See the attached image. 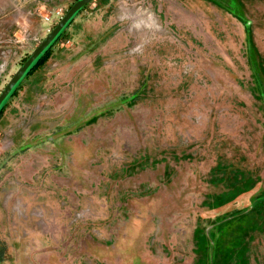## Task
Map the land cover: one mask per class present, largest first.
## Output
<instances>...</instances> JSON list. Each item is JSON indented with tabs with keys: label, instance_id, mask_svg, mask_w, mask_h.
Returning a JSON list of instances; mask_svg holds the SVG:
<instances>
[{
	"label": "rangeland",
	"instance_id": "rangeland-1",
	"mask_svg": "<svg viewBox=\"0 0 264 264\" xmlns=\"http://www.w3.org/2000/svg\"><path fill=\"white\" fill-rule=\"evenodd\" d=\"M75 1L0 0V92ZM4 107L0 264H264V0H92Z\"/></svg>",
	"mask_w": 264,
	"mask_h": 264
},
{
	"label": "water",
	"instance_id": "water-1",
	"mask_svg": "<svg viewBox=\"0 0 264 264\" xmlns=\"http://www.w3.org/2000/svg\"><path fill=\"white\" fill-rule=\"evenodd\" d=\"M92 0H76L67 12L60 18L58 23L48 33V35L38 44L27 59L22 63L14 73L8 83L0 92V111L6 105L7 101L14 91L19 87L23 79L26 78L30 69L40 59V57L55 43L58 37L71 24L75 16Z\"/></svg>",
	"mask_w": 264,
	"mask_h": 264
},
{
	"label": "trees",
	"instance_id": "trees-1",
	"mask_svg": "<svg viewBox=\"0 0 264 264\" xmlns=\"http://www.w3.org/2000/svg\"><path fill=\"white\" fill-rule=\"evenodd\" d=\"M61 36V35H60ZM60 36L58 37V39L60 38ZM57 39V40H58ZM56 40V41H57ZM55 41V43H56ZM54 43V44H55ZM53 44V45H54ZM53 45L40 57V59L34 64V66L30 69V71L28 72L26 78L31 75L35 70H37L43 63L44 61L47 59L48 57V54L51 52L52 48H53ZM17 90V89H16ZM16 90L14 91V93L12 94V96L15 94ZM5 107L2 108V110L0 111V116L1 114L3 113V110H4Z\"/></svg>",
	"mask_w": 264,
	"mask_h": 264
},
{
	"label": "built area",
	"instance_id": "built-area-1",
	"mask_svg": "<svg viewBox=\"0 0 264 264\" xmlns=\"http://www.w3.org/2000/svg\"><path fill=\"white\" fill-rule=\"evenodd\" d=\"M57 15H59V12H57ZM62 17V15H59V18H61ZM48 20V19H47Z\"/></svg>",
	"mask_w": 264,
	"mask_h": 264
}]
</instances>
